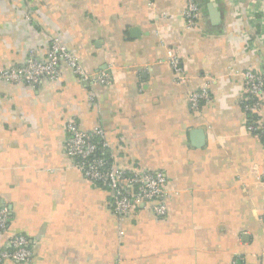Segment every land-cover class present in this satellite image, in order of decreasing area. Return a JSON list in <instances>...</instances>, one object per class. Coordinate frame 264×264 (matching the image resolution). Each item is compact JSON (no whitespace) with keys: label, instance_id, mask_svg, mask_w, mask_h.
<instances>
[{"label":"crops","instance_id":"1","mask_svg":"<svg viewBox=\"0 0 264 264\" xmlns=\"http://www.w3.org/2000/svg\"><path fill=\"white\" fill-rule=\"evenodd\" d=\"M195 1L189 29L187 0H0V70L31 51L47 60L58 38L111 78L85 82L62 64L34 88L0 80V206L11 213L0 250L22 234L31 264H264V139L242 105L244 72L264 73V0ZM73 119L103 128L114 165L165 174L166 214L117 217L112 191L68 154ZM258 119L264 128V91Z\"/></svg>","mask_w":264,"mask_h":264},{"label":"built area","instance_id":"2","mask_svg":"<svg viewBox=\"0 0 264 264\" xmlns=\"http://www.w3.org/2000/svg\"><path fill=\"white\" fill-rule=\"evenodd\" d=\"M152 4V2H151ZM186 27L189 29L199 26L200 7L195 0H187L183 12ZM31 51L26 63L9 69L0 70V80L11 83L24 82L31 87L38 86L43 78L58 80L61 76L60 66L65 64L75 75L83 81L109 85L111 78L109 72L90 73L85 70L78 56L72 54L58 39L51 43L47 60H37ZM169 62L177 77L182 83L183 67L179 58L170 51ZM247 96L242 101L247 120V129L264 139V128L259 125L258 114L262 107V94L264 91V73L249 68L244 72ZM210 98L207 86L189 94V107L198 111L203 101ZM70 132L68 154L74 158L85 177L93 182L102 183L113 193L114 208L120 220L127 216L137 214L141 209H150L157 215H164L167 206L164 202L169 194L167 178L162 172H139L127 170L114 165L103 154L106 146L105 132L102 127L96 126L92 131L82 129L76 120L67 124ZM10 210L0 206V230H4L10 220ZM33 250L29 239L22 234L13 236L7 245L0 250V264L6 259H14L23 264H31Z\"/></svg>","mask_w":264,"mask_h":264},{"label":"water","instance_id":"3","mask_svg":"<svg viewBox=\"0 0 264 264\" xmlns=\"http://www.w3.org/2000/svg\"><path fill=\"white\" fill-rule=\"evenodd\" d=\"M197 134H199V133H197Z\"/></svg>","mask_w":264,"mask_h":264}]
</instances>
